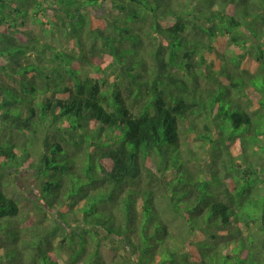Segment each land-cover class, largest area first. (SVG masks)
Segmentation results:
<instances>
[{
	"label": "trees",
	"instance_id": "16d2710c",
	"mask_svg": "<svg viewBox=\"0 0 264 264\" xmlns=\"http://www.w3.org/2000/svg\"><path fill=\"white\" fill-rule=\"evenodd\" d=\"M0 264H264V0H0Z\"/></svg>",
	"mask_w": 264,
	"mask_h": 264
},
{
	"label": "rangeland",
	"instance_id": "374dc122",
	"mask_svg": "<svg viewBox=\"0 0 264 264\" xmlns=\"http://www.w3.org/2000/svg\"><path fill=\"white\" fill-rule=\"evenodd\" d=\"M12 194H15L18 199H21L23 207L22 218L26 223L35 222L39 219L44 220L45 217L41 214H38L37 211L31 210L33 207L31 203H28V198L32 201H35L40 207H43L47 213L48 220H55V217L58 216L57 212H52L47 206L44 205L41 200L40 193V183L36 178V175L33 172H26L18 176L11 185ZM34 208V207H33ZM61 221V219H59ZM63 225V223H61ZM64 226V225H63ZM55 245L59 246L58 240L55 242ZM101 252L107 263H111L113 260H119L116 252L112 249V246L109 243H103Z\"/></svg>",
	"mask_w": 264,
	"mask_h": 264
}]
</instances>
